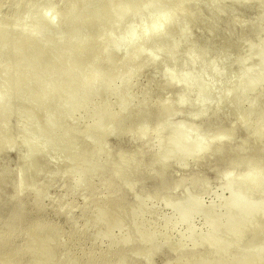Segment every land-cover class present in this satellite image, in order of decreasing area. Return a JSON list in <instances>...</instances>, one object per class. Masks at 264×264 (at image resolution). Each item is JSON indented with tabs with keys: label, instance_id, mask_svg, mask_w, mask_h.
I'll list each match as a JSON object with an SVG mask.
<instances>
[{
	"label": "rangeland",
	"instance_id": "1",
	"mask_svg": "<svg viewBox=\"0 0 264 264\" xmlns=\"http://www.w3.org/2000/svg\"><path fill=\"white\" fill-rule=\"evenodd\" d=\"M50 7L44 0L36 13L2 15L14 31L54 38L51 53L64 48L71 35L77 42L88 38L81 70L99 68L100 81L95 93L93 86L88 93H73L71 86L58 90L66 121L56 133L40 107L30 113L19 100L8 103L6 142L0 147V229L16 193L37 197L47 210L72 198L81 201V177L98 164L87 160L93 145H102L112 163L133 155L141 144L134 132L111 129L100 138L109 113L99 114L98 105L106 99L122 104L124 87L138 81L135 66L144 62V83L169 84L167 91H156L172 113L155 131L154 120L137 124L160 158L147 179L126 186V201L134 207L130 221L108 218L106 229L94 232L96 239L101 246L124 243L131 234L143 243L154 239L161 249L152 264H264V244L243 248L249 235L264 234V133H250L242 119L248 97L264 79V0H87L64 25L61 6ZM102 46L103 58L91 65L92 53ZM190 52L193 62L184 68ZM75 55L72 50L60 58L51 80L61 84L72 75L68 59ZM136 108L133 101L129 112ZM69 124L84 134L71 133ZM259 150L260 166H254ZM242 157L245 166L228 168ZM160 183L170 187L157 189ZM243 227L244 234L235 237ZM131 260L145 264L143 258Z\"/></svg>",
	"mask_w": 264,
	"mask_h": 264
},
{
	"label": "bare ground",
	"instance_id": "2",
	"mask_svg": "<svg viewBox=\"0 0 264 264\" xmlns=\"http://www.w3.org/2000/svg\"><path fill=\"white\" fill-rule=\"evenodd\" d=\"M42 1L44 0H0V105H6L0 110V147L6 142L3 134L11 114L8 103L19 100L30 113L40 107L48 129L56 133L60 130L61 123L66 121V111L55 97L58 90L64 87L69 89L71 86L73 93H88L93 86L95 93L98 89L101 76L99 68L91 72L81 70L84 50L90 42L88 38L77 42L71 35L64 48L51 53L49 46L54 38L43 41L40 36L29 31H14L9 27V19L2 15L3 10L36 13ZM46 1L51 3V9L56 8V3L61 6L59 22L62 25L67 24L71 18H76L87 2ZM118 14H121V10H118ZM72 50L76 54L68 59L72 75L63 83L57 84L51 80L52 73L60 58L64 55L69 57ZM104 53L105 46L97 48L92 53L91 65H97ZM186 58L184 68L192 64V53H187ZM45 62L46 68L43 70L41 67ZM147 66L144 62L135 66L134 72L140 78L136 83L124 87L122 104L118 106L111 99H106L98 105L99 114L109 113L100 138H104L111 129L122 128L134 132L141 144L132 151L133 155L112 163L102 145H93L87 154V160L95 158L98 164L91 174L86 175L87 178L81 177L85 189L81 201L72 198L62 206L47 210L37 197H21L16 193L8 202L9 214L4 227L0 229V264H141L138 260H131L132 257L143 258L145 264H152L153 254L161 249V245L154 239L143 243L139 237L131 234L124 243L111 242L101 246L94 234L106 229L107 219L110 217L130 221L134 207L126 201V186L132 185L137 179H147L155 161L160 158L156 152L150 151L149 141L145 140V135L137 124L139 121L154 120L152 130L155 131L159 123L172 113L170 103L156 91L158 87H161L162 92L167 91L169 84L160 81L144 83ZM251 93L248 97V109L242 119L249 124L250 133H264V79ZM133 101L137 103V108L130 113ZM30 113L20 116L28 121L31 119ZM69 128L71 133H78L79 136L84 134L83 130L78 131L72 124L68 125ZM217 134L219 133L213 135ZM261 157L262 151L259 150L252 165L260 166ZM245 165V158L242 157L229 164L228 168ZM196 181L197 178L191 180L192 183ZM164 187L170 185L160 183L157 189ZM157 189L151 193L154 197ZM244 231L245 227L234 236H241ZM261 243L264 244V234L255 232L249 235L243 248L254 249Z\"/></svg>",
	"mask_w": 264,
	"mask_h": 264
}]
</instances>
